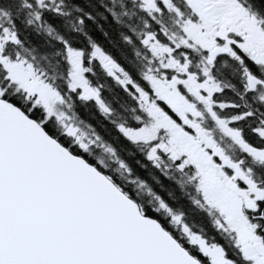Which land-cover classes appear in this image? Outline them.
<instances>
[{
  "label": "snow or ice",
  "instance_id": "6c2138e0",
  "mask_svg": "<svg viewBox=\"0 0 264 264\" xmlns=\"http://www.w3.org/2000/svg\"><path fill=\"white\" fill-rule=\"evenodd\" d=\"M0 264H264V0H0Z\"/></svg>",
  "mask_w": 264,
  "mask_h": 264
}]
</instances>
